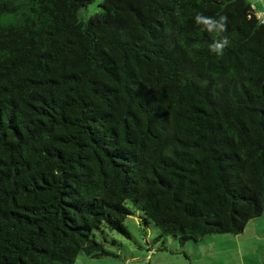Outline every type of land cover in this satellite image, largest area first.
Returning <instances> with one entry per match:
<instances>
[{
    "label": "trees",
    "instance_id": "obj_1",
    "mask_svg": "<svg viewBox=\"0 0 264 264\" xmlns=\"http://www.w3.org/2000/svg\"><path fill=\"white\" fill-rule=\"evenodd\" d=\"M0 0V264L184 244L264 213V19L248 0ZM227 17L229 45L195 21ZM115 242V241H114Z\"/></svg>",
    "mask_w": 264,
    "mask_h": 264
},
{
    "label": "rangeland",
    "instance_id": "obj_2",
    "mask_svg": "<svg viewBox=\"0 0 264 264\" xmlns=\"http://www.w3.org/2000/svg\"><path fill=\"white\" fill-rule=\"evenodd\" d=\"M248 1L256 14L264 12V0ZM101 2L92 0L83 6L80 18L87 21L100 11ZM128 203L133 209L126 218L131 236L109 228L97 231V240L109 253L100 257L81 254L74 264H264V213L250 219L240 233H208L181 244L173 234L162 237L154 223L146 225L143 212Z\"/></svg>",
    "mask_w": 264,
    "mask_h": 264
},
{
    "label": "clouds",
    "instance_id": "obj_3",
    "mask_svg": "<svg viewBox=\"0 0 264 264\" xmlns=\"http://www.w3.org/2000/svg\"><path fill=\"white\" fill-rule=\"evenodd\" d=\"M195 21L197 24L202 25L205 31L215 34L216 38L208 46L209 51L217 56L223 55L224 49L230 43V38L225 35L228 23L227 17L221 15L216 18L198 13L195 17Z\"/></svg>",
    "mask_w": 264,
    "mask_h": 264
},
{
    "label": "built area",
    "instance_id": "obj_4",
    "mask_svg": "<svg viewBox=\"0 0 264 264\" xmlns=\"http://www.w3.org/2000/svg\"><path fill=\"white\" fill-rule=\"evenodd\" d=\"M259 17H261V18H263V19H264V16H263V14H261Z\"/></svg>",
    "mask_w": 264,
    "mask_h": 264
},
{
    "label": "crops",
    "instance_id": "obj_5",
    "mask_svg": "<svg viewBox=\"0 0 264 264\" xmlns=\"http://www.w3.org/2000/svg\"><path fill=\"white\" fill-rule=\"evenodd\" d=\"M262 13H264V12H260V13H258L257 15L260 16Z\"/></svg>",
    "mask_w": 264,
    "mask_h": 264
}]
</instances>
